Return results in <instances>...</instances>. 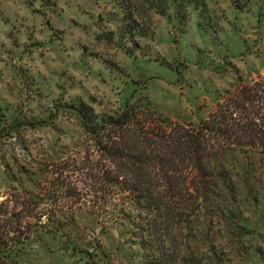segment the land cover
Listing matches in <instances>:
<instances>
[{"label":"rangeland","instance_id":"rangeland-1","mask_svg":"<svg viewBox=\"0 0 264 264\" xmlns=\"http://www.w3.org/2000/svg\"><path fill=\"white\" fill-rule=\"evenodd\" d=\"M177 2L0 0V130L21 122L11 138L0 133V201L9 183L2 161L33 172L81 160L86 144L69 109L77 101L113 112L147 98L163 117L196 124L238 82L264 80V0H242L249 3L243 10L232 0H190L187 9ZM66 208L75 219L67 221L76 231L73 245L91 255H64L58 237L41 235L6 264L140 263L113 205ZM255 220L259 249L233 255V264H264V200Z\"/></svg>","mask_w":264,"mask_h":264},{"label":"trees","instance_id":"trees-1","mask_svg":"<svg viewBox=\"0 0 264 264\" xmlns=\"http://www.w3.org/2000/svg\"><path fill=\"white\" fill-rule=\"evenodd\" d=\"M241 1L232 0V6L243 10L249 3ZM188 5L183 0L176 6ZM158 9L168 18L166 7ZM69 109L86 144L81 160L33 172L1 162L9 183L0 201V264L41 235L58 237L64 255H91L73 245L76 231L67 223L75 219L66 207L86 204L94 211L113 205L140 251L139 264H233V255L248 257L259 249L264 80L238 82L196 124L163 117L147 98L131 99L113 112L96 111L82 100ZM4 126L0 133L11 138L21 122Z\"/></svg>","mask_w":264,"mask_h":264},{"label":"crops","instance_id":"crops-1","mask_svg":"<svg viewBox=\"0 0 264 264\" xmlns=\"http://www.w3.org/2000/svg\"><path fill=\"white\" fill-rule=\"evenodd\" d=\"M259 74H260V75H263V72L260 70Z\"/></svg>","mask_w":264,"mask_h":264}]
</instances>
